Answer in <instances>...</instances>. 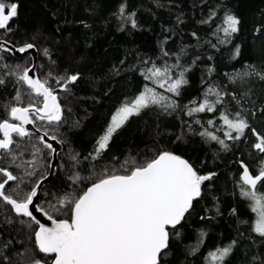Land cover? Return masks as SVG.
Segmentation results:
<instances>
[{
  "label": "snow or ice",
  "instance_id": "1",
  "mask_svg": "<svg viewBox=\"0 0 264 264\" xmlns=\"http://www.w3.org/2000/svg\"><path fill=\"white\" fill-rule=\"evenodd\" d=\"M154 2L157 7L163 6L160 0ZM202 2L207 4V0ZM18 8L15 0H0V53L31 57L33 52H39L47 64L33 62L12 67L0 55L3 75L14 78L20 86L3 105L4 116L0 118V162H3L0 203L6 211L10 206L14 213L5 217V223L11 225L19 220L26 226L36 250L31 264H169L167 258L173 254L174 242L181 246L179 264H194L196 258L202 264H232L238 239L202 252L208 232L200 227L196 229L195 243H183L185 225L196 205L206 197L211 196L213 204L204 208L205 214L199 219L211 222L223 215L220 197L212 193L218 173L207 168L206 160H192L169 146L183 142L186 132L208 144L219 145L225 152L240 143L251 148L249 157L255 161V170L242 158L234 161L238 172L233 175L231 195L246 203L253 218L241 220L234 205L230 206L229 215L247 225L249 232L264 243V131L255 126L257 122L264 123V101L258 96L253 98V82L264 83V64L245 62L242 68L222 73L226 83L216 79L219 74L215 56L221 54L222 48L229 49V61L241 56V45L233 41L242 21L225 0L209 5L207 15L198 21L207 26L209 31L205 35L213 39L202 38L195 30L189 33L196 49L190 62L186 58L193 47L191 43H181L175 51L166 47L178 34V26L185 22L178 15L176 27L164 29L168 35L160 41L155 59L137 54L136 63L129 64L126 54L114 63L105 79L114 80L125 72L136 73L139 79L135 91L114 107L92 151L81 158L79 152L70 149L67 158L59 160L57 145L63 148L66 143L67 124L61 94H71L82 74L79 70H61L52 48L37 46L38 32L23 42L13 41L12 22L19 15ZM112 15L118 22V31L123 32L129 26L133 30L139 28L137 12L128 10L126 0ZM80 23L90 27L84 21ZM262 30L264 24L255 25L253 36L261 35ZM60 31L57 26L56 32ZM52 40L60 43L55 37ZM205 46L212 51H205ZM201 64L204 71L200 76V93L182 103L190 85L189 74ZM41 70H45L43 76L37 74ZM6 83V79L0 78V85ZM21 87L26 89L27 104ZM111 91L107 84L100 88V94L105 97ZM153 110L167 116L181 111L189 119L181 122L179 134L170 136L168 144L156 141L148 152L130 153L122 160L113 155L106 161L118 131L132 117ZM201 114L212 115L205 120ZM74 123L78 125L79 121ZM25 140L29 147H21ZM29 151L30 158H25ZM70 169L73 171L67 176L69 184L60 185L55 191L44 189L52 176L59 178L61 172L68 173ZM85 171L87 175H82ZM213 212L215 215L209 214ZM244 235L238 231V236ZM12 243L11 239H0V248L8 250ZM37 251L43 255L37 256ZM246 256V264H264V253L250 256L246 253ZM0 264H12V261L8 255H2Z\"/></svg>",
  "mask_w": 264,
  "mask_h": 264
},
{
  "label": "trees",
  "instance_id": "2",
  "mask_svg": "<svg viewBox=\"0 0 264 264\" xmlns=\"http://www.w3.org/2000/svg\"><path fill=\"white\" fill-rule=\"evenodd\" d=\"M15 2L19 5V15L12 22L13 41L23 42L33 33L38 32L40 38L35 41L37 46L51 47L54 53L53 58L57 60L61 70L64 68L71 71L79 70L82 74L78 86L73 88L71 94H61L67 124L64 128L66 143L59 153V160L60 157L66 159V153L70 149L79 152L81 158L92 151L95 140L114 107L126 95H131L135 91L139 79L136 73L125 72L123 76L116 77L114 80L105 79L112 65L124 59L126 54L129 64L136 63L137 54L155 59L159 55L160 41L168 35L164 29L176 27L178 15H182L185 22L178 26V34L168 41L166 47L170 51H175L179 44L191 43L193 47L189 50V57L186 58L190 62L191 55L196 49L195 41L191 40L189 33L195 30L202 38L213 39L205 35L209 31L207 26L198 24V21L202 16L207 15L208 6L215 5L217 0H207V4H204L202 0H160L162 7H157L154 0H126L128 10L135 9L137 12L139 28L133 30L129 26L123 32L118 31V22L112 14L124 0H15ZM225 2L240 17L242 23L241 30L233 41V44L241 45V56L235 61H229L228 48H222L221 54L215 56V65L219 74L216 79L223 83L227 82L222 75L223 72L242 68L245 62L264 64V30L261 35L253 36L255 25L264 24V0H225ZM80 21L86 22L90 27L85 28ZM57 26L60 27V32H56ZM52 37L60 43H54ZM204 50L212 51L206 46ZM0 55H4L5 62L12 67L19 63L8 54L0 53ZM24 57L26 59L23 60L28 62L29 56ZM37 58L38 63L47 64V60L39 52H37ZM0 66V78L7 81L6 84L0 85V118H3V105L11 100L15 95V89L20 86L15 84L14 78L5 77L3 67ZM203 71L204 66L201 64L189 74L190 85L187 86L182 103H187L189 99L199 95L200 76ZM104 84L112 88L110 95L106 97L100 94V88ZM21 92L24 103L27 104L29 98L26 95V89L21 87ZM253 93L254 99L258 96L261 101H264V83L253 82ZM68 109L71 111L69 112ZM211 115L201 114L205 120ZM188 119L181 111L167 116L155 110L145 111L138 117H132L113 137L105 159L111 160L113 155H117L122 160L130 153L135 155L148 152L155 146L156 141L168 144L170 136L179 134L181 122ZM75 121H79V124H75ZM255 126L258 130L264 131V123L257 122ZM193 127L198 126L193 125ZM169 146L192 160H206L207 168L218 173L212 193L220 197L223 215L217 216L211 222H203L199 219L205 214L204 208H210L213 204L211 196L206 197L205 201L196 205L188 224L185 225L183 243H195L196 229L205 227L208 237L202 252L235 238L239 240V246L231 257L232 264H246L248 258L246 253L248 256L251 253H264V243H261L260 238L250 233L247 225L238 223L235 217L229 215V208L234 205L239 210L241 220L251 221L253 218L246 203L238 196L234 199L231 195L233 175L238 172V165L234 161L242 158L255 170V161L249 157L251 148L240 143L233 147L232 151L225 152L219 149V145L208 144L201 137L187 134V132L183 142ZM21 147H29L28 141L25 140ZM25 158H30V151L25 153ZM2 163L0 162V165ZM71 171L73 170L70 169L68 173L61 172L59 178L55 176L44 189L55 191L60 185L66 186L70 183L67 176L71 174ZM81 174L87 175V172ZM6 188L11 192V188L7 186ZM41 201L43 202V194H41ZM8 207L9 210L6 211L5 205L0 203V239H11L13 243L8 250L0 248V256L8 255L12 264H31L32 254L36 251L33 241L30 239L26 226L19 220H14L11 225L4 222L6 216H14L10 206ZM209 214L215 215L214 212ZM238 231L244 232L245 235L238 236ZM253 240L256 242L253 243ZM180 247L174 242L173 254L167 258L169 264H179L182 259ZM36 255L43 254L37 251ZM194 264H202V260L196 258Z\"/></svg>",
  "mask_w": 264,
  "mask_h": 264
},
{
  "label": "water",
  "instance_id": "3",
  "mask_svg": "<svg viewBox=\"0 0 264 264\" xmlns=\"http://www.w3.org/2000/svg\"><path fill=\"white\" fill-rule=\"evenodd\" d=\"M9 55H10V54H9ZM11 56L14 57V58H16V59H20V58L22 57L21 54H15V55H11ZM25 56H26V55H25ZM23 57H24V56H23ZM31 59H32V63L34 62L35 64H37V52H33L32 56H31ZM28 127L31 128L30 125H29ZM57 148H58V153H57V158H58L59 153L62 151V148H61L59 145H57ZM54 177H55V176H52V177L50 178L49 182H46V183L44 184V187H45L46 185L50 184V183L52 182V180L54 179ZM36 215L38 216V218H40V219L42 220V222H46V221L44 220V218H43V217H40V215H39L38 213H37ZM46 223H48L49 226H50V222H46Z\"/></svg>",
  "mask_w": 264,
  "mask_h": 264
},
{
  "label": "flooded vegetation",
  "instance_id": "4",
  "mask_svg": "<svg viewBox=\"0 0 264 264\" xmlns=\"http://www.w3.org/2000/svg\"><path fill=\"white\" fill-rule=\"evenodd\" d=\"M9 55V54H8ZM13 60H15V61H18L19 63H24L25 62V60H23V59H26V57H21L20 59H16V58H14V57H12L11 55H9ZM29 59H30V63H32V59H31V57H28ZM37 64H38V58H37ZM65 107V106H64Z\"/></svg>",
  "mask_w": 264,
  "mask_h": 264
},
{
  "label": "rangeland",
  "instance_id": "5",
  "mask_svg": "<svg viewBox=\"0 0 264 264\" xmlns=\"http://www.w3.org/2000/svg\"><path fill=\"white\" fill-rule=\"evenodd\" d=\"M25 62H26V60H25ZM25 62L22 63V64H21V63H18V64H21V65L30 64V59H29L28 62H26V63H25ZM0 65H2V62H0ZM38 65H40V63H38ZM0 67H1V66H0ZM13 67H14V65H13ZM44 71H45V70H41V71L38 72L37 74L40 75V76H43V75H44Z\"/></svg>",
  "mask_w": 264,
  "mask_h": 264
}]
</instances>
